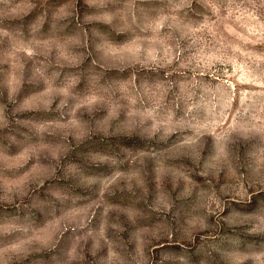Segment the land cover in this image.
<instances>
[{
	"label": "clouds",
	"instance_id": "1",
	"mask_svg": "<svg viewBox=\"0 0 264 264\" xmlns=\"http://www.w3.org/2000/svg\"><path fill=\"white\" fill-rule=\"evenodd\" d=\"M241 8L254 25L252 41L264 42V0H55L47 7L0 0V65L13 69L0 72V169L18 159L4 155V140L22 148L43 144L46 132L62 145L39 153L52 177L43 196L15 181L0 186V202L14 205L0 212V264H264V84L234 110V92L225 89L206 121L186 85L164 104L140 99L134 80L122 83L173 59L195 80L203 71L201 29ZM186 40L196 49L187 60ZM41 93L46 104H26ZM133 146L145 152L134 179L103 188L87 182L119 167ZM45 179L33 183L43 188ZM97 191L133 214L117 211L71 247L60 246L59 230L41 236L38 221L62 213L69 194Z\"/></svg>",
	"mask_w": 264,
	"mask_h": 264
},
{
	"label": "rangeland",
	"instance_id": "2",
	"mask_svg": "<svg viewBox=\"0 0 264 264\" xmlns=\"http://www.w3.org/2000/svg\"><path fill=\"white\" fill-rule=\"evenodd\" d=\"M54 2L55 0H44V7ZM213 19L216 20V17ZM253 27L254 25L248 22L243 8L234 11L231 16L226 11L222 12L215 24L201 29L203 39L199 43V48L202 49L200 64L203 71L198 70L199 74L196 75L195 80L192 79L191 70L181 68V62L173 59L166 67H151L143 69L140 73L129 74L122 83L126 84L127 80L132 79L135 82V92L139 94L140 99L147 100L150 95L153 101L159 100L164 104L174 98L173 94L180 90V85H186L187 91L195 93L198 107L193 111L198 114L197 118L206 121L213 119L220 110V100L225 89L234 92L231 101L234 110L246 103L249 94L258 91L260 85L264 84V80L259 78V71L264 68V42L252 41L249 33ZM190 42L182 41L181 48L187 49ZM195 51L196 49H187L181 52V56L187 60ZM159 55H162V52ZM39 59L43 60V56ZM177 68H181V71H172ZM12 71L10 63L0 65L2 73L11 75ZM254 79L255 84L252 83ZM128 87L131 89L130 85ZM46 103L45 93L29 96L26 100L29 107ZM131 103L135 105L138 101L133 99ZM129 115L131 117L133 114ZM53 118L54 114H50L42 119L41 123L50 122ZM228 119L230 121L231 114ZM42 135L45 137L43 144L33 141L31 145H25L22 148H17L15 144L10 145L7 140L3 141V147L6 149L4 155L18 159L0 169V186L5 181H15L20 185H27L34 190L36 196H43L52 177L49 176L47 161L39 153L48 150L59 151L62 145L55 142L49 143L53 138L48 133L45 132ZM144 156V151L139 150L138 146H133L119 167H114L103 175L86 177V180L91 185H98L99 188L114 184L123 186L134 179L135 173L131 171L133 165L143 162ZM38 176L46 178L43 188H37L33 183L34 178ZM56 178H60L59 171L56 173ZM57 197L61 200L66 198L60 193H57ZM67 201L68 206L62 213L57 212L56 216L48 221H38L40 225L38 230H43L41 236L60 231L58 239L62 247H71L77 236L84 235L86 229L95 228L103 222L110 223L116 219L117 211L123 210L128 215L134 212V209L126 207L117 197L102 198L99 191L93 194H81L75 198L69 194ZM16 204H20V201L17 200ZM31 206V202L25 199L21 208L27 211ZM12 207L14 205L0 202V212H8ZM68 221L72 223L70 228L66 227ZM77 223L80 224V228L75 227ZM84 243L87 246V241ZM37 255L39 258L43 256V253Z\"/></svg>",
	"mask_w": 264,
	"mask_h": 264
}]
</instances>
